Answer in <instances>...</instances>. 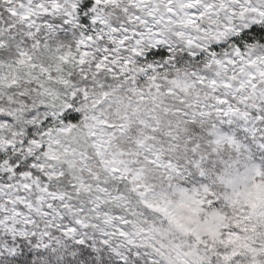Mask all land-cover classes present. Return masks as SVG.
Here are the masks:
<instances>
[{
	"label": "snow or ice",
	"instance_id": "1",
	"mask_svg": "<svg viewBox=\"0 0 264 264\" xmlns=\"http://www.w3.org/2000/svg\"><path fill=\"white\" fill-rule=\"evenodd\" d=\"M0 264H264V0H0Z\"/></svg>",
	"mask_w": 264,
	"mask_h": 264
}]
</instances>
